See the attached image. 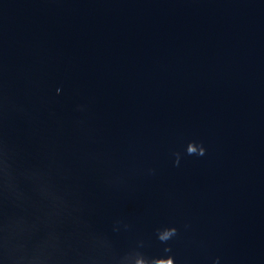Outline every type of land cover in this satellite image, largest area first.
<instances>
[{"label": "water", "instance_id": "obj_1", "mask_svg": "<svg viewBox=\"0 0 264 264\" xmlns=\"http://www.w3.org/2000/svg\"><path fill=\"white\" fill-rule=\"evenodd\" d=\"M169 257L264 264V0H0V264Z\"/></svg>", "mask_w": 264, "mask_h": 264}, {"label": "clouds", "instance_id": "obj_2", "mask_svg": "<svg viewBox=\"0 0 264 264\" xmlns=\"http://www.w3.org/2000/svg\"><path fill=\"white\" fill-rule=\"evenodd\" d=\"M187 155H204V150L201 148L199 151L192 145L189 144L187 148ZM175 166H179V156L177 154V158L173 161ZM177 230L175 228H167L164 229L163 231L158 232V239L162 243H166L170 238L176 235ZM170 249H165V251H169ZM137 264H144L143 260H138ZM155 264H173V260L171 257L166 258V259H160L155 261Z\"/></svg>", "mask_w": 264, "mask_h": 264}]
</instances>
